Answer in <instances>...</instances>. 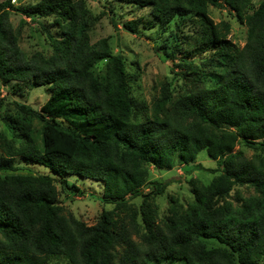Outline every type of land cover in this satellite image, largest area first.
I'll return each mask as SVG.
<instances>
[{"label":"trees","instance_id":"1","mask_svg":"<svg viewBox=\"0 0 264 264\" xmlns=\"http://www.w3.org/2000/svg\"><path fill=\"white\" fill-rule=\"evenodd\" d=\"M105 1L148 10L147 23L123 21L122 29L168 33L164 57L191 86L174 96L161 85L146 105L132 96L109 40L91 43L85 1L0 0V83L10 91L0 110L13 104L0 133V264H263L264 0ZM209 8L246 28L242 48ZM10 11L38 22L50 55L22 51ZM190 23L198 31L180 37ZM41 87L49 96L38 111L18 101ZM202 152L217 164L212 181L190 180L191 202L170 196L161 216L156 199L170 184L150 181V167L171 171ZM16 159L49 174H21ZM69 176L102 185L112 209L94 225L59 203L57 182L82 194Z\"/></svg>","mask_w":264,"mask_h":264},{"label":"rangeland","instance_id":"2","mask_svg":"<svg viewBox=\"0 0 264 264\" xmlns=\"http://www.w3.org/2000/svg\"><path fill=\"white\" fill-rule=\"evenodd\" d=\"M36 1L11 0V4L15 7H27L34 5ZM83 1H85L90 12V21L91 18L94 21H91L92 25L89 32L91 43L108 39L114 54L119 53L123 57L126 70L131 76V94L135 99L149 105L152 99L157 97L161 85L169 86L174 96L183 93L187 87L191 86L189 82L181 79L179 70H173L164 57V53H169L172 47L173 40H166L168 33L160 37L156 32V28L144 29L141 24L137 35L127 33L122 29L121 22L123 21L140 19L142 24L147 23L149 21L148 10L136 11L130 6H121L120 9H117V3H110L105 0ZM252 1L254 5L259 3V0ZM208 12L214 24L226 23L229 25V33L226 39L242 48L246 42V28L230 16L225 9L209 8ZM113 13L117 16L114 17V20ZM9 22L14 32L19 34V47L22 51L26 54L36 51L43 52L46 55L51 54L46 42H44L45 35L42 34V37L39 33L38 22L30 21L28 18L11 11L9 12ZM46 26L50 27L49 21H46ZM194 28L198 31L196 25L193 23L188 24L181 30L179 36L185 37L187 35L186 37H188L192 35ZM187 43L191 44L193 41L188 38ZM195 61L199 65L201 58H196ZM8 92L10 91L0 83V98L6 97L10 101ZM48 96L45 88L41 87L27 90L18 101L38 111ZM11 110H13L12 103L7 104L0 110V133L7 134L2 117L8 112L11 113ZM34 123L38 126L37 121H34ZM251 154L252 152L245 151L247 157H250ZM15 164L23 169L19 171L21 174H49L48 168L41 165H31L21 159H16ZM197 165H201L202 169L196 170ZM216 168V162L208 158L205 152L200 153L193 164L177 166L171 171H157L150 167V181L169 182L170 184L164 195L156 199L159 214L161 216L166 214L167 201L170 196L178 198L184 206H187L191 202L188 182L197 179L208 184L213 178L210 171ZM67 180L72 189H78L82 194H76L70 190L66 191V186L57 182L59 203L86 225H94L103 210L112 209L111 205L102 203L103 187L101 184L77 176H69Z\"/></svg>","mask_w":264,"mask_h":264}]
</instances>
